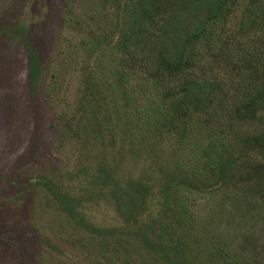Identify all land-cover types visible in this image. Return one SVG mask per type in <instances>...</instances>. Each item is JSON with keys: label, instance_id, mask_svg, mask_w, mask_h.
<instances>
[{"label": "trees", "instance_id": "trees-1", "mask_svg": "<svg viewBox=\"0 0 264 264\" xmlns=\"http://www.w3.org/2000/svg\"><path fill=\"white\" fill-rule=\"evenodd\" d=\"M98 1L103 24L78 14V0H60L62 25L77 35H60L49 76L26 22L0 21V35L24 51L31 102L43 99L58 130L95 154L91 192L123 229L89 224L81 199L52 178L1 167L0 187L27 197L38 186L85 232L128 234L154 264H264L251 231L235 247L219 212L193 209L195 195L224 193L233 223L264 217V196L252 197L264 192V0Z\"/></svg>", "mask_w": 264, "mask_h": 264}, {"label": "rangeland", "instance_id": "rangeland-1", "mask_svg": "<svg viewBox=\"0 0 264 264\" xmlns=\"http://www.w3.org/2000/svg\"><path fill=\"white\" fill-rule=\"evenodd\" d=\"M60 4V0H0L2 23L24 21L31 29L32 40L45 58L47 76L48 61L57 54L60 35L71 34L62 25ZM76 8L86 20L96 16V22L104 23L106 12L98 0H78ZM24 55L21 48L8 46L0 35V168L5 167L7 175L18 179L35 182L40 176L52 178L63 191L81 199L83 205L78 211L89 224L101 229H123L114 206L91 192L89 182L98 164L95 154L75 145L58 130L54 114L43 99L31 102L25 92ZM59 60L56 58L55 65ZM94 69L97 76L103 75L101 62H95ZM69 82H73L69 91L73 96L78 86L76 74L70 75ZM124 168L133 171L130 162ZM251 177L252 174L246 179L251 181ZM36 188L21 197L0 187V264H154L142 257L137 241L130 235L89 234L59 211L49 194ZM261 196L262 191L252 194L253 198ZM194 199L197 205L193 209L200 215L208 214L210 219V213L219 212V230L231 237L235 247L236 235L251 231L264 252V217L241 226L231 221L229 209L221 207L230 203L228 195L198 194Z\"/></svg>", "mask_w": 264, "mask_h": 264}]
</instances>
